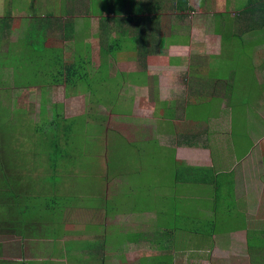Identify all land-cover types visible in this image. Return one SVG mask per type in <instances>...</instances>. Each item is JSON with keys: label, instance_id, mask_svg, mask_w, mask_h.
<instances>
[{"label": "crops", "instance_id": "0c3cea01", "mask_svg": "<svg viewBox=\"0 0 264 264\" xmlns=\"http://www.w3.org/2000/svg\"><path fill=\"white\" fill-rule=\"evenodd\" d=\"M94 1L96 6L100 7L99 13L91 14L83 9L79 11L78 8L75 9L76 4L72 1L69 5L72 4L74 11H67L59 6L57 14L54 6H51L52 9L48 7L49 10L43 14V10H39V17L45 15L47 17L45 22L49 24L43 45L44 60L48 62H37L28 66L31 76L34 77L32 82L41 75L46 88L56 85L68 90L61 77L52 78L53 69L61 70L62 64L66 63L80 64V68L87 72L90 82L95 78H93V74L96 75L95 71H105L107 78L116 80L117 96L121 95L125 103L130 105L135 98L134 102L139 107L140 97H144L146 105L144 112L141 109H134L129 113L117 114L110 110L112 115L125 117L132 134L129 137L128 132L127 135H123L115 131L119 138V141L114 143L115 150L118 152L121 150L119 145L122 142L128 146L155 142V145H151V151L155 152L158 159H161L159 157L164 159V163L147 165L139 161L137 150L135 156L133 154L130 156V162L135 158L134 162L127 166L128 163L122 162L121 155L117 153L119 160L116 161L118 159L116 155L114 162L118 163H114V174L111 179H107L106 185L111 184L113 180L124 181L121 175H126L124 171L126 167L141 168L143 164L146 168L151 167L156 171L164 168L166 160L171 162L173 175L172 182L166 187L169 190H165V187L149 190L145 195L147 197L138 207H126L125 204L144 190L134 192L135 190L128 185L122 186L120 191L111 187L105 194L106 198L102 197V200H105L106 204L111 202L113 210L108 211L106 204L103 206L96 204V208L90 204L79 207L77 215L70 216L66 223L78 224L84 220L87 226L67 234L63 239H68L74 246L81 240L87 247L82 244V248L91 250V253H87L89 255L95 253L101 264L110 262L142 264L145 261L149 264H222L221 257L216 254L219 243L226 248L223 258V264H226L225 259L229 258L227 255L231 254L237 241H242L244 253L257 256L261 245L258 246L252 241L256 238L259 241L264 239V190L257 192V187L251 190L255 186L251 181L253 178L260 179V175L264 174V136H261L264 124L261 121L264 120V85L260 84L264 76V61L257 63L258 73L254 77L233 74L235 72L233 68L227 70L230 72L228 75L223 73L222 76H217L214 72L219 65L217 57L219 59L223 52L221 48L216 47L215 53L218 56L212 59L215 63L206 64V61H203V52L211 49L210 44L207 45L211 38L205 39L207 41L205 45L199 42L196 47H189L190 40L195 41L196 35L199 34L198 38L203 39L205 33L209 34V29L205 31L203 26L194 27L192 24L194 13L198 11L202 12L201 15L208 14L214 7L217 8L221 0H126L129 10L127 11L125 6L124 11L126 17L131 15L132 22L122 18L121 30L127 33L133 29L139 31L140 44L135 47L132 43L122 42L114 57H110L101 52L98 35L101 25L99 18L110 16L106 15L111 14V11L107 10L109 9L107 5L112 3V0ZM247 1L235 0L234 3L247 7L249 4ZM45 5L46 2L38 3L39 8H44ZM133 9L136 14L132 13ZM222 9L224 11L225 7ZM188 13L191 14L186 16ZM224 13L221 16H224ZM150 16L154 17L152 22L146 19ZM15 19L7 22V29L14 25L12 22ZM196 22L202 24L204 21L197 19L194 23ZM208 22L207 19L206 23ZM189 26L191 29L188 30ZM79 27L80 32L76 30H79ZM215 27L217 28L215 30L220 32L219 22H215ZM185 30L188 34L184 33ZM261 31H264V22L256 23L253 31L239 30L234 33L244 40L256 35L258 38L255 40H260L253 43L257 53L260 52L259 48L264 47V32ZM154 32L156 33L152 38ZM6 33L2 35L4 40H7ZM179 35L187 36L186 44L172 43V38H178ZM71 43L75 45V51L68 49ZM78 43L81 53L76 50ZM17 49L16 47L15 53L19 52ZM56 60L60 63H56ZM130 65L135 67L126 69ZM90 67L93 69L91 74L88 73ZM111 71H114L112 75ZM137 73L139 74L136 75ZM236 75L237 79L234 78ZM25 82L26 80L14 82V89L23 90ZM242 82H245L246 86L240 88ZM249 87H256V93L259 87L263 88L258 91L253 102L249 99ZM46 88H42L44 90L42 102L48 103V99L45 98ZM77 89L69 88L70 93L65 95L69 96L81 90L89 93L85 87ZM162 93H175V96L173 99L162 98ZM10 96L13 101L18 100V96L20 98L18 102L28 105L26 96L24 97L20 91L17 95L10 92ZM90 101L105 103L97 95ZM200 103L206 104L205 108L201 109ZM188 107L192 109L188 110ZM189 112L190 117L200 116L207 122L203 127L195 124L191 119L188 120ZM96 117L101 119L99 115ZM227 123L229 126H225ZM188 124L193 131L184 135L185 126ZM105 133H108L106 129ZM160 139L163 141L166 139L163 144L169 142L181 149L187 147L189 150L191 146L201 149L203 147L202 151L209 154L207 158L211 166H187L174 159V156L167 159V155H161L156 146ZM102 166H106L105 162ZM242 187L244 190H241ZM3 188L5 189V186ZM7 189H12V184H9ZM185 199L198 201L196 210L192 208L190 213L192 215L187 216L182 228L175 226L164 231L161 226L163 218L173 220L180 214L175 208L167 211L164 201L180 200L182 204ZM217 208L224 210L222 217L214 213ZM201 218L203 221L199 222ZM89 222H95L96 225ZM225 223H229L228 226ZM43 224V221H37L39 228ZM134 225L138 227H131ZM218 226H222L221 229L217 228ZM260 233H263V239ZM113 234H122L127 246L113 245L111 250L105 248V239L107 241ZM38 236L39 234H36V237ZM3 237L0 236V239ZM248 245L251 247L249 253ZM135 248L141 252L131 256ZM69 249L71 255L76 253ZM105 253H109L108 258ZM237 264L252 263L240 261ZM255 264H264V257Z\"/></svg>", "mask_w": 264, "mask_h": 264}, {"label": "rangeland", "instance_id": "374dc122", "mask_svg": "<svg viewBox=\"0 0 264 264\" xmlns=\"http://www.w3.org/2000/svg\"><path fill=\"white\" fill-rule=\"evenodd\" d=\"M37 1L38 3L46 2L47 5H45L44 8H39ZM234 1L235 0H221L218 2L217 8L214 7L208 14L201 15L202 12L199 13L198 11L194 13L192 20L194 27L200 28L203 26L205 31L209 29V34L205 33L203 39L198 38L199 34L196 35L195 41L192 39L190 40L191 43L189 47H196V45H199V42H203V45H205L207 42L205 39L211 38L207 44H210L211 49L203 52V61H206V64L209 62L215 63L212 62V59L218 56V54L215 53L216 47L221 48L223 52H221V57L219 59L217 57L219 65L217 66L218 69L214 72L217 76H222L223 73L228 75L230 72L227 70L233 68L236 70L237 75H241L242 77H254L258 73L259 67L257 63L264 61V47L261 49L259 48L261 53H256L253 43L260 41L255 40V38H258L256 35L246 40L243 39L244 43L242 45L239 44L238 39L233 40L234 38H238L235 37L234 32L239 31L238 29L240 26V24L237 25L234 31L231 29V26H234L231 25V21L234 20V16L240 8L235 7ZM61 5L62 0H49V2L48 0H0V30H3L0 32V82L1 84L5 82V86H8L6 88L0 84V193H5L4 190L7 189L9 184H12V189L21 187L16 193L21 195L24 194L28 199L19 207L25 215V217H23L21 214L20 223L27 224L26 222L31 221L34 217H36V221H43L44 223L41 226V230L35 226H31L28 230L26 229L25 236L19 239L16 231L20 228L14 223V221L17 220L15 219L17 218V213L15 210H11V212H13L11 213L8 210V206L3 203V195L0 196V222L4 221L1 222V224L5 227L6 231L2 233L4 237L0 239L2 240V243H0V261H5L4 264H19L21 260H26L27 264H101L95 253L91 255L87 254L91 253V250L83 249L82 244L84 247L86 246L81 240L74 246L70 244L68 239H63L67 234L77 232L81 228H84V226H87V222L82 220L79 221L78 224H70L66 223V220L70 219V216L77 215L76 213L79 212V207H83L84 205L90 204L93 205L94 208H96V204L101 206L105 205L106 202L102 200V197L106 198L105 194L110 191L111 187L112 189L114 187L117 191H120L122 186L128 185L131 189L135 190L134 192L144 190L140 194L138 192L137 196L133 197L131 201L125 204L126 207H138L147 197H145L146 192L159 187H165V190H169L166 187L172 182L173 167L171 168V162L166 160L164 168L160 170L157 169L156 171L151 167L146 168L143 164L141 168L139 167L140 169L138 167H126L124 170L126 175H121L124 181L119 182L116 180L113 182V180L111 184L106 185L108 183L107 179H111L114 174V163H118L114 162L117 153L121 155L120 160L122 162L128 163L127 166L134 162L135 158L133 162H130V156L131 154L135 156L137 150L140 162L147 165L164 163L162 157L158 159L155 152L151 151V145H155V142H148L146 145L138 143V145L135 146H128L122 142L119 145L121 150L119 152L115 150L114 143L115 141H119L118 135H115V131L123 135H127L128 132L129 137L132 134L130 133L131 129L129 122L125 117L112 115L110 110H113V112L117 114L129 113L134 109H141L144 112L146 108V105H144V97H140L139 107L137 103L134 102L135 98L132 99L129 105L125 103L121 95L117 96L118 86L116 80L114 78H107L105 71H95L96 75L93 74V78H95L92 79L91 82L86 81V79L80 81L78 78L81 74L80 67L75 65L76 71L79 74L74 76V74H70L71 69L68 67V63L62 64L63 68L61 70L53 69L52 78L56 79L61 77L62 80L65 75L68 77H75L77 83L80 84L79 87H85L89 93L85 91L81 92V90L77 91L75 94L66 96L65 94L70 93L69 89H62L61 86L56 85L46 88L41 75L32 82L34 77L31 76L32 73L28 68L29 64L23 63V61H26V58L23 57L21 53H15V48L13 47V43L20 40L24 35V30L20 28V26L25 22L21 20L22 18H26L28 21L32 20L35 15H40L39 10H43V14L44 11L49 10L48 7L52 9L51 6L55 7L57 14ZM95 7L96 9L100 8L96 5ZM223 7H225L224 11L222 9ZM222 13H224V16H221ZM190 14L191 13H188L186 16ZM41 16H43L42 19L47 20L45 15ZM12 18H16L12 22L14 25L7 29V22H11ZM197 19L204 22L202 24H198V21L194 23ZM207 19L209 20L208 23H206ZM215 22H219L220 32L215 30L217 29L215 27ZM46 24V22L39 23L36 21L28 25L37 35L39 33L43 34L44 30H46L44 29ZM184 24H186V22H184ZM189 29H191L190 26L188 30ZM76 30L79 32L81 31L80 27L79 30ZM4 33L7 34V40H4V37H2ZM155 33L156 32L152 33V38ZM184 33L188 34L186 30ZM79 35H81V33ZM217 35L219 36L213 39ZM186 37V35H179L178 38H172V43L185 42ZM8 41L10 42L8 43ZM9 44L11 49L13 47V51L10 49V51L7 52ZM74 47L75 45L71 43V47H68V49L75 51ZM17 48L23 49L22 45H19ZM77 49L79 53L82 52L79 48V43L76 47V50ZM12 60L15 61V63H11ZM246 65H249L247 66L248 69L241 71ZM134 67V65H130L126 69H132ZM65 70L67 72H65ZM92 71L93 69L90 67L88 73L91 74ZM113 72L114 71H111L110 74L112 75ZM151 72H153V70H151ZM138 74L139 73L136 75ZM237 75L234 76L235 79L238 78ZM22 80H26V82L23 84V90L20 89L19 91L24 97L26 96L27 106L23 104V102H18L20 99L18 96V100L15 101H13L14 99L10 96V92L16 95L19 93L18 90L14 89L13 83H20ZM260 84L264 85V76ZM245 86V82H242L240 88ZM2 88H6V90L4 91ZM42 88H46L45 98L49 101L48 103H44V105L42 104L44 99L42 98V93L44 91ZM123 88L127 87L123 86ZM94 89H96V95L101 97L105 103L90 101L91 98H96V95L92 92ZM127 89L131 91V89ZM261 89L263 88L259 87L258 91ZM258 91L256 93V87H249V99H251L252 102L257 97ZM161 95L162 98L167 97L173 99L175 93H162ZM128 97L130 98V95H128ZM52 104H57L61 113V117L57 120L58 123L60 125L64 123L67 124L66 128L63 130V135L59 137L55 135L54 132L62 134L63 128L60 126L54 128L50 125L51 122L49 123L48 121L50 118H48V120L46 119L47 115H45L43 109L45 107L51 112ZM41 105L44 107L42 108ZM200 106L201 109H203L206 104L200 103ZM182 107L183 103L181 105V108ZM187 109L190 110L192 107H188ZM96 115L101 116V119H97ZM190 119L201 127L207 122L205 118L200 116L188 118V120ZM261 121L264 123V120ZM225 126H229L228 123L225 124ZM259 127H261V124ZM105 129L108 133H105ZM192 131L193 129L188 124L185 126L183 134L188 135ZM261 134H263L261 136H264V124ZM54 138H57L56 143L58 149L63 152L62 156H64L55 163L60 167V170H58L56 174H53L48 158V152H51V154L53 153L52 147ZM129 141H132V139H129ZM164 141H166V139H164ZM164 141L160 139L156 146L159 148L161 155H167V159H169L170 156H174V159L185 165L187 164V166H211L207 158L209 154L207 151H202L204 148L201 146V143L199 145L202 149L191 146V148L187 150L186 146H183L186 148L181 149L169 142L163 144L162 142ZM33 153H35V156H33ZM101 156L102 158H100ZM117 158L116 161L119 160V155H117ZM104 162L107 167L102 166ZM2 167H4V169ZM63 169L64 171L66 170V174L62 172ZM101 174L108 176V178L99 179L98 177L101 176ZM251 182L255 185L251 190L256 187L257 192L264 190V174L260 175V179L253 178ZM3 186H5V189ZM225 188L227 189V187ZM241 190H244V188L242 187ZM23 191L26 192L24 193ZM5 202L8 203V201ZM164 202L167 211H171L175 208L177 212H180L177 219L169 220V218H163L161 226L164 231L174 228L175 226L182 228L187 216L192 215L190 214L192 208L196 210L197 204H199L198 201L194 202L189 199L183 200L182 204L180 200H165ZM174 204L176 206H174ZM106 205L108 206V211L113 210L111 202ZM214 213L222 217L224 210L222 208H217ZM202 221L203 219L201 218L199 222ZM89 224L96 225L95 222H89ZM228 224L229 223H225L226 226H228ZM15 225H17V229H15ZM131 227H138V225ZM221 227L222 226H218L217 228L221 229ZM188 230H190V228ZM36 234H39V236L36 237ZM260 236L261 239H263V233H260ZM113 245L116 247H121L123 245L127 246L122 234H113L107 241L105 239V248L111 250ZM69 248H71L72 251H76V253L71 255L69 253ZM250 251L251 247L248 245L247 252L249 253ZM258 251L257 256L244 253L242 241H237L231 254L227 255L229 258L225 259L226 264H237L240 261L244 263L249 261L252 264L258 263L259 259L263 260L264 245H261ZM140 252L141 251L135 248L131 256ZM225 253V246L219 243L216 254L221 257L220 261L222 264ZM106 257H109V253L106 254ZM128 258L130 259V257ZM113 263L123 264V262ZM126 263L127 262H125V264ZM109 264H111V262ZM142 264L149 263L145 261Z\"/></svg>", "mask_w": 264, "mask_h": 264}, {"label": "trees", "instance_id": "16d2710c", "mask_svg": "<svg viewBox=\"0 0 264 264\" xmlns=\"http://www.w3.org/2000/svg\"><path fill=\"white\" fill-rule=\"evenodd\" d=\"M72 1V3L76 4V8H78L79 11H81L82 9L86 12H90L91 14L94 13H99L100 9H96L95 7V1L94 0H64L62 1V5L60 6L61 9H65L67 11H74V8H72V4L69 5ZM84 1H86L84 3ZM249 4L247 7H242L241 5H238L236 3H234L235 7H240L239 10H237L238 12L235 14V18L234 20L231 21V29L234 31L235 27L237 25L240 24L239 29L238 30H243L244 31H253L256 27V23L257 24H261L264 22V0H248L247 1ZM126 6L127 11L129 10L128 6H127V2L126 0H112V3H110L109 5H107V7L109 9V11H111V14H106V15H110L107 17H100L99 21H100V27H99V35H98V43L100 45V49L101 52H103L104 54L110 55V57H114V53L117 49H120V43L122 42H126V43H132L133 45H135V47H137L138 44H140V32L136 31L135 29H133V31L130 32H126L122 29V18H124V20H127L129 22H132V18L131 15L129 14L128 17H126V9L124 8ZM106 9V8H105ZM125 10V11H124ZM261 14H258L260 13ZM130 13V12H129ZM133 14H136L137 12L134 11V9L132 10ZM148 21H153L154 17L150 16V18H146ZM23 22H25L21 28H23L24 30V35L23 37L20 38V40H17L13 43V47H19V45H22L23 49H17V51H19L18 53H21V55L23 57L26 58V61H23V63H27L29 65H31L32 63H37V62H47L46 60H44V51H43V45L45 43V34H46V30H47V26L49 25L47 22L46 26H44V32L43 34L39 33V34H35L34 31L29 27V23L32 22H36L38 21L39 23H45V20L42 19L39 16H36L32 19V20H27L26 18H22ZM254 21V22H253ZM57 22V21H56ZM107 22V23H106ZM105 24V25H104ZM242 26V27H241ZM241 27V28H240ZM235 37L238 38H234L233 40H239V44H243V38H239L238 34H235ZM223 41V40H222ZM257 41V40H256ZM224 42V41H223ZM13 47L11 49L10 44H9V48H7L8 51H13ZM15 50V49H14ZM139 53H141L139 51ZM144 55V53H143ZM76 57V56H74ZM58 58V57H56ZM8 61V60H7ZM11 63H15V61L12 60ZM22 63V65H23ZM56 63H60L59 60H56ZM20 64V63H19ZM11 65V64H10ZM78 67H81L80 64H77ZM249 65H246L245 67H243L245 71L248 69ZM68 67L71 69L70 74H74V76H77L79 73L76 71V67L75 65H68ZM81 70V74L78 76L79 80H85L86 81H90L88 79V74L85 70ZM79 70V71H80ZM65 72H67L65 70ZM233 74H237L236 70L235 72H233ZM64 80V81H63ZM0 81H1V76H0ZM62 81L64 83V86L66 88H75L77 89L80 84L77 83V80L75 79V77H68V76H64V78H62ZM1 84V82H0ZM68 85V86H66ZM1 86L6 87L5 86V82H3L1 84ZM72 86V87H69ZM2 90H6V88H2ZM93 94H96V89L92 90ZM43 102L42 104L44 105ZM41 105V107L43 108L44 106ZM45 111V115L46 119L48 120V118H50L49 123L51 122L50 125H52L54 128H57L58 126H60L62 129V134L54 132L55 135L62 136L63 135V130L66 128V123L64 124H59L58 123V118L61 117V113L59 110V107L57 104H52L51 105V112H49V109H46L45 107L43 108ZM72 124V123H69ZM56 137V136H55ZM56 139L54 138V142H53V153L51 154V152H48V158L50 160V164L51 168H52V172L53 174H56L58 172V170H60V167L55 164L58 159L63 158V152L58 149L57 143H56ZM47 153V152H45ZM33 156H35V153H33ZM62 156V157H61ZM107 167V165H106ZM4 169V167H2ZM64 174H66V170L62 171ZM99 179H107L108 176L102 175L98 177ZM100 180V181H101ZM18 189H21V187H16L14 189H6V191H4L5 193H0V196L3 195L4 197V204L8 206V210L11 212V210H15L17 213V220L14 221L15 224H20V226H18L20 229L18 231H16L19 234L20 238H23L25 236V232L26 229H30L31 226H35L37 227L39 230H41V228H39L37 225V221L35 220L36 217H34L31 221L26 222L25 223H20V219H21V214L23 215V217H25V215L22 213V211L19 209V207L21 206V204L23 202L26 201V199H28V197H26L24 194H19L16 193V191ZM14 191V192H13ZM24 193L26 191H23ZM53 193V192H52ZM55 197V196H53ZM57 198V197H56ZM24 199V200H22ZM22 200V201H21ZM5 201H8L5 202ZM13 213V212H11ZM24 219V218H23ZM4 222V221H1ZM0 222V236H4L5 233V227L1 224ZM25 222V221H24ZM26 227V228H25ZM41 227V226H40ZM25 228V229H24ZM15 229H17V225H15ZM15 232V233H16ZM14 233V234H15ZM40 234V233H39ZM254 244L260 246V245H264V241H259L258 238L254 239L252 241ZM5 261H0V264H4ZM19 264H27L26 260H21V262H19Z\"/></svg>", "mask_w": 264, "mask_h": 264}]
</instances>
